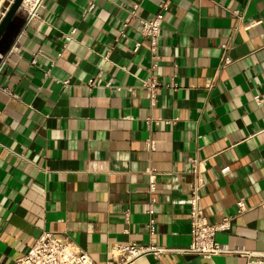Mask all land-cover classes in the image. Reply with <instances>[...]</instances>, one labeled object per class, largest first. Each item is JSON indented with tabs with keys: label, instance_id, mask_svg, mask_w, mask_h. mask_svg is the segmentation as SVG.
<instances>
[{
	"label": "crops",
	"instance_id": "crops-1",
	"mask_svg": "<svg viewBox=\"0 0 264 264\" xmlns=\"http://www.w3.org/2000/svg\"><path fill=\"white\" fill-rule=\"evenodd\" d=\"M89 1L38 0L34 17L18 9L0 35V264H13L42 230L97 264L115 243L187 247L189 157L202 161L206 222L230 216L229 230L214 236L225 252L146 254L133 264H264L256 262L264 104L253 100L264 101V0H169L166 10L162 0H96L88 9ZM133 4L140 18L161 15L153 59ZM222 43L231 61L223 66ZM147 78L161 83L153 106ZM147 117L175 121L148 126Z\"/></svg>",
	"mask_w": 264,
	"mask_h": 264
},
{
	"label": "built area",
	"instance_id": "built-area-1",
	"mask_svg": "<svg viewBox=\"0 0 264 264\" xmlns=\"http://www.w3.org/2000/svg\"><path fill=\"white\" fill-rule=\"evenodd\" d=\"M13 0H9L5 11ZM36 0L33 4L25 3L22 0L20 8H24L27 13V17L31 19L36 15L35 7L37 4ZM96 0H90L88 2V9L94 6ZM169 0H162L160 2V8L167 9ZM138 8L137 4H133L132 8L129 10L130 15L138 18L139 31L142 37L148 39L149 50L151 52L152 59L155 58L157 39L159 37L161 27V15H155L152 18L144 19L136 15V10ZM4 11V12H5ZM237 14V11L233 12ZM122 29L119 31V36H124V28L127 27V21L122 23ZM115 38V41L118 40ZM139 47V43L135 44L134 51ZM222 47L221 54V64L226 65L230 63V59L225 55V49L228 48L226 43L220 45ZM40 51L37 50L33 53V57L30 61L31 64L35 63V58ZM155 63H152V67ZM66 81V80H65ZM92 82V79L89 80ZM141 87L144 89L146 97L151 106L155 105L157 97V89L161 83L152 78H147L141 81ZM106 86L109 83H105ZM174 86V83L169 85ZM119 89V88H118ZM6 93L15 96L9 89L2 88ZM253 100L257 104H264V101H260L259 95H254ZM175 120L162 119L161 117L145 118L144 122L148 126H158L161 122L165 124L173 123ZM146 148L148 151L154 149V144L150 139L146 140ZM187 163L189 165V174L191 177L188 183V221H189V234H190V244L184 248H170L165 246L153 245V243H148L147 245H138L134 242H129L126 244L115 243L111 246L110 252L111 257L106 261V264H133L134 261L146 254H152L159 257L161 254L166 252H186L201 255L204 258H209L212 255L225 252L224 249L214 240V236L217 232H226L230 228V216L223 217L220 221L216 223H208L203 217L202 210L199 206L200 200V189L204 186L203 176L201 174V163L202 161L197 157L187 158ZM154 170L147 169L146 173L149 175L147 192L151 193L154 187L153 175ZM155 205V197L149 196L147 200V214L149 219L147 222V230L149 235L155 233V221L150 217L153 213V207ZM236 213H241L244 211L245 206L243 199H238L235 203ZM128 212L125 210L123 213L124 221L128 220ZM257 263L264 262V254L256 255ZM13 264H97L87 252L81 249L79 246L71 242L67 237L58 236L51 231H43L34 241V243L16 259H14Z\"/></svg>",
	"mask_w": 264,
	"mask_h": 264
},
{
	"label": "water",
	"instance_id": "water-1",
	"mask_svg": "<svg viewBox=\"0 0 264 264\" xmlns=\"http://www.w3.org/2000/svg\"><path fill=\"white\" fill-rule=\"evenodd\" d=\"M22 0H13L0 18V35L3 33L7 24L10 23V20L14 17L15 13L20 8Z\"/></svg>",
	"mask_w": 264,
	"mask_h": 264
},
{
	"label": "bare ground",
	"instance_id": "bare-ground-1",
	"mask_svg": "<svg viewBox=\"0 0 264 264\" xmlns=\"http://www.w3.org/2000/svg\"><path fill=\"white\" fill-rule=\"evenodd\" d=\"M2 0H0V3H1ZM36 0H24L25 3H28V4H33ZM19 10L22 12V11H26L24 10V8H19ZM21 14V13H20ZM3 56V55H2Z\"/></svg>",
	"mask_w": 264,
	"mask_h": 264
}]
</instances>
